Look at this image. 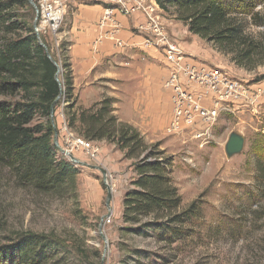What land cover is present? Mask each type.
<instances>
[{
    "label": "trees",
    "instance_id": "1",
    "mask_svg": "<svg viewBox=\"0 0 264 264\" xmlns=\"http://www.w3.org/2000/svg\"><path fill=\"white\" fill-rule=\"evenodd\" d=\"M156 2L235 66L250 72L264 65V16L255 10L253 0ZM29 5L28 0H0V167L9 172L15 188L69 202L71 213L83 218L76 182L79 169L58 158L53 145L51 109L63 90L68 127L86 140L115 144L123 158L133 161L134 176L122 199L119 230L126 239L116 245L125 252L120 263L139 264L157 253L140 246L137 237L169 250L186 243L194 221L200 218L201 205L194 199L182 206L172 177L173 156L160 142L146 141L136 127L121 121L114 113L112 97L75 107L68 56L64 52L63 80L59 73L57 79V63L40 44L28 16L19 11ZM250 25L263 31L256 35ZM66 46L61 44L62 51ZM155 258L167 264L173 256ZM100 259L101 251L88 246L84 237H75L68 245L54 235L31 230L17 232L0 246V264H99Z\"/></svg>",
    "mask_w": 264,
    "mask_h": 264
},
{
    "label": "rangeland",
    "instance_id": "2",
    "mask_svg": "<svg viewBox=\"0 0 264 264\" xmlns=\"http://www.w3.org/2000/svg\"><path fill=\"white\" fill-rule=\"evenodd\" d=\"M253 1L255 10L264 16V0ZM28 2L30 5L20 7L19 11L28 16V22L33 28V23L39 20L37 0ZM70 12L71 6L68 7L58 32L40 35V40L45 42L51 57L59 67L60 80H63L61 72L64 70L65 73L62 67L65 51H62L61 47L65 41L60 38V34ZM164 13L174 19L173 16ZM249 29L256 35L263 31L261 26L255 25H250ZM182 39L185 40L186 36ZM202 41L212 48L205 40ZM222 57L225 63L223 67L244 86L264 81L262 78L264 65L250 72L243 68L238 71L235 70L237 66L230 67L229 57L224 55ZM60 104L66 106L63 90L54 105L51 120L54 125L53 136L55 130L60 128L63 130L64 142L65 125L74 135L80 134L68 127L64 109L62 116L59 111L57 112ZM230 121L231 123L226 121L220 125L219 121L217 122L215 130L218 128L224 135L221 140L211 141L207 145L215 154L214 160L217 158L220 164L217 165L215 160L213 171L205 172L204 168H208L212 163V156L201 154L200 157L205 158L203 161L201 159V164L198 165L200 169L198 167L194 169L200 172L202 189L187 202L182 198L183 207L194 199H199L201 205L200 218L194 221L195 227L190 232L188 241L180 243L174 250H169L163 249L161 244H154L149 238L137 237L140 246L157 251L139 264H161L155 255L163 254L173 256L172 261L167 264H264V146L261 145L264 142V135L255 130L253 132L251 128L240 130L238 133L245 138L243 150L234 157L237 160L228 159L230 157L224 152V141L230 130L235 131L232 130L234 122ZM108 144L113 145L114 150L120 155H113L112 152L102 154L98 150L95 158H90L80 148L70 152L83 163L77 165L73 163L79 169L76 182L79 208L83 218H76L71 213L72 205L69 202L49 199L15 188L9 172L0 167V246L8 244L17 232L29 230L54 235L68 245H71L73 238L84 237L88 246H94L101 251L99 264H121L120 260L125 252H120L116 245L119 240L126 239V235L119 230L122 226V199L125 191L130 188V181L134 176L133 161L123 158V153L115 144ZM53 145L56 156L70 162L69 157L62 151L63 144L58 147L53 142ZM190 145L202 152L207 147L200 149L196 144ZM197 160L195 158V161ZM188 165L190 167V164ZM203 180H206L204 185ZM108 189L111 198L107 204ZM178 189L180 192V188ZM107 217L111 218L110 222H105ZM101 233L107 239V248ZM157 247L159 249H156Z\"/></svg>",
    "mask_w": 264,
    "mask_h": 264
},
{
    "label": "crops",
    "instance_id": "3",
    "mask_svg": "<svg viewBox=\"0 0 264 264\" xmlns=\"http://www.w3.org/2000/svg\"><path fill=\"white\" fill-rule=\"evenodd\" d=\"M70 6L71 12L60 38L67 44L65 53L72 73L75 107H89L104 96L112 97L114 113L121 121L136 127L146 141L160 142L161 147L173 156L172 177L180 188L184 202L189 201L202 189L200 172L194 169L205 158L200 155L205 156L206 153L212 156L211 165L204 171H213L215 160L217 165L220 163L217 158L214 160L215 154L210 146L202 152L190 143L185 145L178 136L166 133L172 115L171 91L164 86L169 72L163 49L147 42L150 35L142 29L147 23L146 16L139 10L128 13L116 8L106 14L105 4L99 0H69ZM158 13L166 35L177 41L187 53L202 57L214 65L225 66L222 54L188 32L182 23L166 16L162 9ZM183 36H186L185 40ZM152 39L156 42L155 38ZM230 67H234V64L231 63ZM235 70L240 71V68L236 67ZM246 87L248 102L239 105L237 103L242 98H238L232 108L221 115L218 125L226 121L231 123L232 120V130L235 132L251 128L253 132L255 130L264 135V81ZM64 106L60 104L57 109L61 116ZM214 135V140L218 141L224 134L217 128ZM53 138L54 144L60 147L63 144V130L57 128ZM94 143L102 154L112 152L113 155H120L113 145L105 141ZM236 155L239 153L228 159L237 160L234 158ZM184 157L192 161L193 164L188 163L190 167L186 160L183 161ZM195 158L198 160L195 161ZM202 182L204 185L206 180Z\"/></svg>",
    "mask_w": 264,
    "mask_h": 264
},
{
    "label": "built area",
    "instance_id": "4",
    "mask_svg": "<svg viewBox=\"0 0 264 264\" xmlns=\"http://www.w3.org/2000/svg\"><path fill=\"white\" fill-rule=\"evenodd\" d=\"M105 4L106 14L112 8L122 12L139 10L147 18L142 26L150 36L147 42L160 46L164 52L169 75L164 86L171 91L172 115L166 128L168 135L178 136L184 144L193 143L200 149L215 139L214 129L222 114L228 112L238 98L237 104L248 102L247 87L241 84L226 68L187 53L180 44L170 39L161 23L156 0H99ZM69 7V0H37L39 20L33 23L34 32H58ZM156 39L153 41L152 37ZM66 136L63 150L70 153L80 148L90 158H95L99 147L83 136L74 135L64 126ZM191 156L190 152H187ZM187 162H192L187 157ZM110 217L105 222H110Z\"/></svg>",
    "mask_w": 264,
    "mask_h": 264
},
{
    "label": "water",
    "instance_id": "5",
    "mask_svg": "<svg viewBox=\"0 0 264 264\" xmlns=\"http://www.w3.org/2000/svg\"><path fill=\"white\" fill-rule=\"evenodd\" d=\"M38 36V35H37ZM39 38V42L40 44H42L44 47H45V50L48 54V56L50 58L51 55L46 47L45 44H43V42L40 40V37L38 36ZM53 62L56 64V62L53 60ZM58 72H59V67L57 69V72H56V77L58 79ZM60 94L57 96L56 100L59 98ZM54 105H55V102L53 103V106H52V109H51V115L54 113ZM53 142H54V138H53ZM244 143H245V138L243 135H241L240 133L238 132H235V131H232L229 133L225 143H224V152L226 153V156L227 157H231L235 154H238L240 153L242 150H243V147H244ZM62 151L65 153V155H67L70 159V161L74 164H83L81 161H79L78 159H76L72 154L66 152L65 150L62 149ZM111 198V192L110 190L108 189V192H107V204L109 203V200ZM103 239L106 241V245H105V248H107L108 244H107V239L105 237V235L103 233H101Z\"/></svg>",
    "mask_w": 264,
    "mask_h": 264
}]
</instances>
